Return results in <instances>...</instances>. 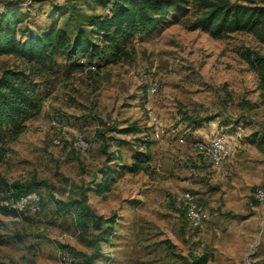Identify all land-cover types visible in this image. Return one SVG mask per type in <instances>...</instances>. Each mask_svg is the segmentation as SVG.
<instances>
[{"label":"rangeland","instance_id":"rangeland-1","mask_svg":"<svg viewBox=\"0 0 264 264\" xmlns=\"http://www.w3.org/2000/svg\"><path fill=\"white\" fill-rule=\"evenodd\" d=\"M13 2L25 14L21 27L42 30L54 23L71 34L86 15L106 13L109 7L100 0H0V8ZM194 14L189 8L177 21L169 16L152 29L135 32L124 44L125 53L112 61L77 57L81 65L68 71L59 55L54 73L42 70L36 77L42 111L26 120L16 140L4 144L0 183L34 179L38 208L0 213V235L10 236L0 244V264H194V256L203 252L210 261L223 260L219 249L211 252L213 241L189 234L177 198L188 187V145L206 138L191 133L195 125L205 127L194 117L240 120L248 127L245 138L264 153V129L254 130L252 118L264 116L258 76L243 57L247 50L264 55V43L250 31L213 37L189 29ZM28 65L15 55H0V73ZM152 80L158 87L149 94ZM147 107L157 122L150 120ZM134 121L138 132L120 131ZM217 132L229 134L222 128L209 136ZM77 135L88 142L85 152L73 147ZM146 142L153 176L121 169L110 189L96 194L102 169L130 163L133 151L144 149ZM109 153L119 159L108 161ZM69 201L74 202L62 208ZM86 209L116 215L109 242L100 240L90 220L80 216ZM221 214L226 221L233 218ZM256 247L230 260L264 264L262 241Z\"/></svg>","mask_w":264,"mask_h":264},{"label":"trees","instance_id":"trees-1","mask_svg":"<svg viewBox=\"0 0 264 264\" xmlns=\"http://www.w3.org/2000/svg\"><path fill=\"white\" fill-rule=\"evenodd\" d=\"M108 4L109 12L86 15V21L77 25L74 33L54 23L45 29H31L24 25V12L18 2L9 3L0 8V55H15L25 60L26 68L5 67L0 73V159L6 149L5 143L14 141L26 129V120L39 115L42 111V97L38 92V81L42 70H51L59 66L56 56H63L64 66L69 70L79 67L75 58H99L104 62L114 60L125 53V43L137 31L152 29L170 16L177 21L189 8L195 12L189 23V29L208 31L213 37H223L237 31H250L258 41L264 43V2L255 0H100ZM243 57L254 68L258 76L259 99L264 104V55L247 50ZM252 104V103H251ZM255 105L256 103L253 102ZM205 117L193 119L196 124ZM139 126L131 122L121 128V132H138ZM108 161L118 160L119 156L109 153ZM150 143L144 149H135L128 164L118 162L115 168L102 169L100 179L94 191L101 194L110 189L115 176L122 171L143 172L153 176ZM35 180L11 181L1 179L0 213L16 215L10 202L20 195L33 190ZM82 195V200H85ZM9 201L8 203H4ZM74 201L62 202L67 208ZM180 206V205H179ZM86 207V206H85ZM183 215V209L180 207ZM83 219H89L93 230L100 240L109 242L115 233L116 215L104 216L80 211ZM183 221L184 217H183ZM186 224V222H185ZM0 235V244L6 241ZM211 255L203 252L195 255L194 264H207Z\"/></svg>","mask_w":264,"mask_h":264},{"label":"crops","instance_id":"crops-1","mask_svg":"<svg viewBox=\"0 0 264 264\" xmlns=\"http://www.w3.org/2000/svg\"><path fill=\"white\" fill-rule=\"evenodd\" d=\"M252 118L256 120L253 121L254 130L264 129L263 115H252ZM201 123L205 127L195 125L191 133L206 136L205 139L212 137L209 135L219 129L228 128L229 153L222 163L214 165L192 149L194 141L188 145L192 161L189 173H186L188 177H185L188 178L186 190L210 211V215L201 227L185 225L192 237L213 241L211 252L215 254V249H219L223 260L210 259L207 264H233L230 260L232 257L254 253L253 248L259 241L264 245V206L251 196L252 189L264 178V153L245 138L248 127H242L240 120L236 122L235 119L223 120L218 117L214 121L204 119ZM221 213L233 214L232 220L226 221Z\"/></svg>","mask_w":264,"mask_h":264},{"label":"built area","instance_id":"built-area-1","mask_svg":"<svg viewBox=\"0 0 264 264\" xmlns=\"http://www.w3.org/2000/svg\"><path fill=\"white\" fill-rule=\"evenodd\" d=\"M105 12H109L107 8ZM157 82L152 80L148 83L147 91L153 94L157 91ZM150 120L157 122V117L147 107ZM158 135V130L155 132ZM59 137H54L53 142L59 143ZM73 147L81 152L88 149V142L81 136L77 135L73 141ZM192 149L202 154L212 164L218 165L222 163L228 156V136L224 132H217L209 139H199L194 141ZM252 198L264 206V178L263 181L255 186L251 191ZM180 207L183 209V217L186 225L191 228L201 227L209 219L208 209L200 202H198L194 195L188 191H181L177 198ZM39 196L35 190H31L20 195L15 201L10 202V206L16 211L23 210L27 207L32 209L38 208ZM65 261H69L70 257L65 255Z\"/></svg>","mask_w":264,"mask_h":264}]
</instances>
